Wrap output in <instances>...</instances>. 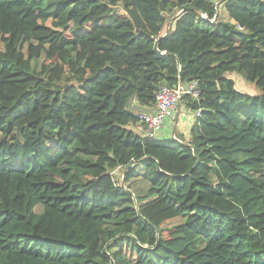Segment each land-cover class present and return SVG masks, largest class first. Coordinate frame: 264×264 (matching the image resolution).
<instances>
[{"label": "trees", "instance_id": "1", "mask_svg": "<svg viewBox=\"0 0 264 264\" xmlns=\"http://www.w3.org/2000/svg\"><path fill=\"white\" fill-rule=\"evenodd\" d=\"M0 264H264V0H0Z\"/></svg>", "mask_w": 264, "mask_h": 264}, {"label": "built area", "instance_id": "2", "mask_svg": "<svg viewBox=\"0 0 264 264\" xmlns=\"http://www.w3.org/2000/svg\"><path fill=\"white\" fill-rule=\"evenodd\" d=\"M185 95H191L198 98L200 89L196 80L179 85L177 88H171L167 84L161 85L154 106L140 114L139 129L144 135L154 138L159 135L164 127L165 121L172 119L178 108V104ZM201 110L196 112V117L200 116ZM176 137L175 133L171 135Z\"/></svg>", "mask_w": 264, "mask_h": 264}, {"label": "crops", "instance_id": "3", "mask_svg": "<svg viewBox=\"0 0 264 264\" xmlns=\"http://www.w3.org/2000/svg\"><path fill=\"white\" fill-rule=\"evenodd\" d=\"M224 16H226V14H224ZM194 121L195 113L191 111L183 101H181L180 109L178 110L177 108L175 116L165 123L160 135L163 136V134L166 132V137H168L173 133L176 135V132H179L188 137Z\"/></svg>", "mask_w": 264, "mask_h": 264}, {"label": "rangeland", "instance_id": "4", "mask_svg": "<svg viewBox=\"0 0 264 264\" xmlns=\"http://www.w3.org/2000/svg\"><path fill=\"white\" fill-rule=\"evenodd\" d=\"M42 63L43 59L39 61L38 66H40ZM232 77L235 80L236 86L239 90L251 94L256 92L255 86L252 83L247 82L241 75L233 73ZM116 174L120 176V172H117Z\"/></svg>", "mask_w": 264, "mask_h": 264}, {"label": "water", "instance_id": "5", "mask_svg": "<svg viewBox=\"0 0 264 264\" xmlns=\"http://www.w3.org/2000/svg\"><path fill=\"white\" fill-rule=\"evenodd\" d=\"M217 6H218V4H215L214 7L217 9ZM183 84H184V82H183V78H182V76L180 75V85H183ZM180 106H181V102L178 104V110L180 109ZM177 115H178V113H177ZM174 138L177 139V137H174ZM123 185L125 186L124 181H123Z\"/></svg>", "mask_w": 264, "mask_h": 264}]
</instances>
